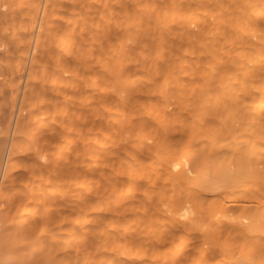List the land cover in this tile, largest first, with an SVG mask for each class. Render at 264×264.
Instances as JSON below:
<instances>
[{
  "label": "bare ground",
  "instance_id": "6f19581e",
  "mask_svg": "<svg viewBox=\"0 0 264 264\" xmlns=\"http://www.w3.org/2000/svg\"><path fill=\"white\" fill-rule=\"evenodd\" d=\"M0 264H264V0H0Z\"/></svg>",
  "mask_w": 264,
  "mask_h": 264
},
{
  "label": "rangeland",
  "instance_id": "374dc122",
  "mask_svg": "<svg viewBox=\"0 0 264 264\" xmlns=\"http://www.w3.org/2000/svg\"><path fill=\"white\" fill-rule=\"evenodd\" d=\"M4 156H5V153H4Z\"/></svg>",
  "mask_w": 264,
  "mask_h": 264
}]
</instances>
